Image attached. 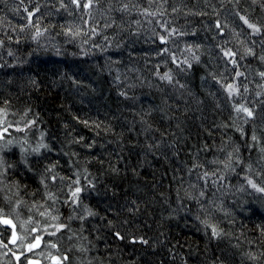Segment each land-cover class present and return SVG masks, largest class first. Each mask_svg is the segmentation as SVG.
Returning a JSON list of instances; mask_svg holds the SVG:
<instances>
[{
	"label": "trees",
	"instance_id": "obj_1",
	"mask_svg": "<svg viewBox=\"0 0 264 264\" xmlns=\"http://www.w3.org/2000/svg\"><path fill=\"white\" fill-rule=\"evenodd\" d=\"M258 6L0 0V107L46 142L9 175L40 202L80 188L50 232L65 264H264V196L248 183L264 188ZM246 16L261 38L244 42Z\"/></svg>",
	"mask_w": 264,
	"mask_h": 264
},
{
	"label": "rangeland",
	"instance_id": "obj_2",
	"mask_svg": "<svg viewBox=\"0 0 264 264\" xmlns=\"http://www.w3.org/2000/svg\"><path fill=\"white\" fill-rule=\"evenodd\" d=\"M247 1L257 2L259 11L262 14L264 13V0ZM244 23V42L246 41L247 30H249V33L251 32L250 37L252 39L261 38L262 34H259L260 26L257 20L246 16ZM249 25L255 27H249ZM222 29L220 27L218 32L221 30L222 35H227L225 29ZM168 34L172 40L176 39V41L181 42L184 37L183 33L177 29H170ZM236 39L237 37L234 36V40ZM257 47H254V49H257ZM22 53L24 54V51ZM20 54L17 55L13 51L9 62L21 65L25 56L23 54L20 56ZM258 54L259 56L256 55V57L262 60V57H260L262 54ZM227 55L231 58L234 57L231 50L228 51ZM176 62L180 63L181 61ZM238 84L241 85L235 83L231 87L232 90H240ZM257 94H262V92L258 91ZM7 111L0 107V264H65L60 254H55L58 247L50 232L60 223L61 219L59 220V218L61 217L62 207H68L76 200L78 202L81 191L77 193V189L80 190V188H76L75 192L73 191L69 196L71 203L61 201L59 204H55V200L52 199L55 194L51 190L44 191L41 199L43 202H40L39 192L30 191L28 193L24 185L20 184L21 188L19 187V183H16L14 187L12 183L15 182L13 180L15 177L9 175V170L16 169L17 162L28 167L30 160L33 161L39 158L40 152L46 149V142L43 139V130L36 120L26 119L28 117L24 113H18V111H16V114L14 111ZM6 173L8 174L7 179L5 178ZM250 181L252 180L249 179L248 183L251 187L255 185L253 188L264 196V191L259 190L264 188ZM23 189L26 191L25 197L22 193ZM73 193H76V195L74 196ZM69 211L70 209H68ZM52 233L55 234L54 231Z\"/></svg>",
	"mask_w": 264,
	"mask_h": 264
},
{
	"label": "snow or ice",
	"instance_id": "obj_3",
	"mask_svg": "<svg viewBox=\"0 0 264 264\" xmlns=\"http://www.w3.org/2000/svg\"><path fill=\"white\" fill-rule=\"evenodd\" d=\"M245 23H247V21H245ZM249 27H255L254 25H249ZM245 112H247L248 113V115L249 116H251L252 115V113L250 112V111H248V109H243ZM253 187H255V185H253ZM260 191H264V189H259ZM80 190L79 189H77V192H79ZM73 195L75 196L76 195V193H73ZM5 223H7V221H5Z\"/></svg>",
	"mask_w": 264,
	"mask_h": 264
}]
</instances>
